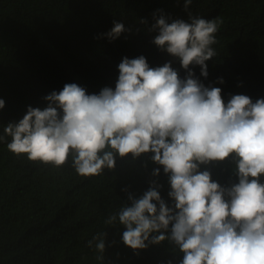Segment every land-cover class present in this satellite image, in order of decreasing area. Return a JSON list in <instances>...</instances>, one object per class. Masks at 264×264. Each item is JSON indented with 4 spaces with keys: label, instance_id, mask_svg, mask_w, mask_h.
Here are the masks:
<instances>
[{
    "label": "trees",
    "instance_id": "obj_1",
    "mask_svg": "<svg viewBox=\"0 0 264 264\" xmlns=\"http://www.w3.org/2000/svg\"><path fill=\"white\" fill-rule=\"evenodd\" d=\"M189 13L223 20L214 45L217 55L206 62L207 78L199 66H190L196 78L206 87L221 88L225 103L237 94L253 102L264 98V0H193L187 10L185 0H0V99L5 101L0 134L29 106L47 107L45 97L65 84L75 83L88 94L114 90L125 57L142 55L150 67L171 61L183 79L185 70L154 45L158 32L151 29L154 16L190 22ZM114 22L126 31L108 45L105 34ZM152 155H117L114 169L83 178L71 158L59 169L37 165L0 143V264H181L183 254L171 241L134 251L123 243L126 229L119 221L105 223L131 205L129 195L140 198L153 182L173 206L169 177ZM236 167L230 157L199 170L228 187L238 183ZM157 168L160 174L154 176ZM100 232L106 234L105 250L98 261L99 253L87 245Z\"/></svg>",
    "mask_w": 264,
    "mask_h": 264
},
{
    "label": "clouds",
    "instance_id": "obj_2",
    "mask_svg": "<svg viewBox=\"0 0 264 264\" xmlns=\"http://www.w3.org/2000/svg\"><path fill=\"white\" fill-rule=\"evenodd\" d=\"M192 2L185 0L186 10ZM208 17L189 13L190 22L169 23L163 15L154 16L151 30L158 34L153 43L179 61L183 79L171 61L150 67L142 55L125 57L114 90L88 94L75 83L65 84L45 97L47 107L29 106L19 122L5 126L0 143L37 165L59 169L71 158L83 178L114 169L117 155L135 159L152 153L169 177L174 204H166L155 182L140 198L129 195L131 205L105 220L125 227L127 247L144 250L169 240L183 254L181 264H264V98L253 102L237 94L225 103L221 88L206 87L196 78L190 66H199L207 78L206 62L217 55L214 45L223 20ZM125 31L114 22L105 34L108 45ZM230 157L238 183L222 187L209 171L199 170ZM159 174V168L153 171ZM105 235L88 241L98 261Z\"/></svg>",
    "mask_w": 264,
    "mask_h": 264
}]
</instances>
